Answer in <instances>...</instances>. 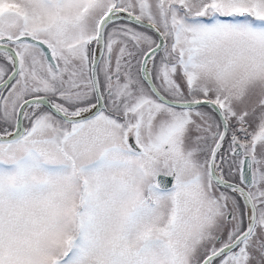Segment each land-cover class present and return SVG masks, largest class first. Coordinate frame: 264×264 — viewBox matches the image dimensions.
<instances>
[{
	"label": "snow or ice",
	"instance_id": "obj_1",
	"mask_svg": "<svg viewBox=\"0 0 264 264\" xmlns=\"http://www.w3.org/2000/svg\"><path fill=\"white\" fill-rule=\"evenodd\" d=\"M0 42V264H264V0H0Z\"/></svg>",
	"mask_w": 264,
	"mask_h": 264
},
{
	"label": "rangeland",
	"instance_id": "obj_2",
	"mask_svg": "<svg viewBox=\"0 0 264 264\" xmlns=\"http://www.w3.org/2000/svg\"><path fill=\"white\" fill-rule=\"evenodd\" d=\"M5 2L6 3H17V4H19V3H22V0H5ZM131 26H133V27H136L134 24L133 25H131ZM139 30H141V31H145V32H148V34L149 35H152L154 38H155V34L154 33H152V32H149L148 31V29H146V28H139ZM158 42V41H157ZM0 63H5V61L3 60V59H0ZM9 67V69H11V66L9 65L8 66ZM98 74H100V79H101V83H102V90L103 91H105L106 90V87L104 86V74H103V72L101 71V72H99ZM153 83L156 85V87H159V81L158 80H153ZM149 91H151L150 90V88L147 86V84L145 83V85H144ZM100 90V89H99ZM101 92V91H100ZM107 92V91H106ZM93 101H94V99H93ZM108 104L110 105V102H108ZM110 107V106H109ZM205 111H209L210 112V110H208V109H205ZM214 115V114H213ZM255 129V123H253V125H252V128H250L249 130L250 131H252V130H254ZM227 150V143H225V145H224V149H223V151H226ZM259 154H260V148H259V146H258V149H257V155L259 156ZM226 179H229L227 176L225 177ZM230 182H236L235 181V178H232V179H230ZM217 191H223V192H226V193H229V194H231V192L229 191V190H226L225 188H219V189H217Z\"/></svg>",
	"mask_w": 264,
	"mask_h": 264
},
{
	"label": "flooded vegetation",
	"instance_id": "obj_3",
	"mask_svg": "<svg viewBox=\"0 0 264 264\" xmlns=\"http://www.w3.org/2000/svg\"><path fill=\"white\" fill-rule=\"evenodd\" d=\"M0 43H3V42H0ZM99 75V79H100V74H98ZM99 89H100V91H101V93H104V96H103V98H102V101H103V105L104 104H107V105H109L108 104V99H107V90H105V91H103L102 90V83H101V79H100V86H99ZM95 101V100H94ZM94 101H93V103H94ZM110 106V105H109ZM24 123H26V122H24Z\"/></svg>",
	"mask_w": 264,
	"mask_h": 264
},
{
	"label": "water",
	"instance_id": "obj_4",
	"mask_svg": "<svg viewBox=\"0 0 264 264\" xmlns=\"http://www.w3.org/2000/svg\"><path fill=\"white\" fill-rule=\"evenodd\" d=\"M158 42H159V41H158ZM148 86H149V88H150V90H151V85L148 84ZM101 105H103V101H102V100H101L100 104L97 105V108L101 107ZM92 111L95 112L96 109L94 108V109H92ZM168 180H169V181L171 180L170 177H168ZM230 183H231V182H230ZM169 186H170V185H169Z\"/></svg>",
	"mask_w": 264,
	"mask_h": 264
},
{
	"label": "trees",
	"instance_id": "obj_5",
	"mask_svg": "<svg viewBox=\"0 0 264 264\" xmlns=\"http://www.w3.org/2000/svg\"><path fill=\"white\" fill-rule=\"evenodd\" d=\"M226 189V188H225Z\"/></svg>",
	"mask_w": 264,
	"mask_h": 264
}]
</instances>
